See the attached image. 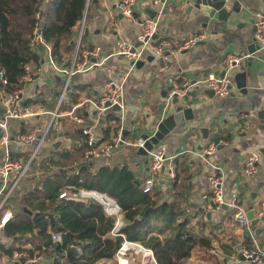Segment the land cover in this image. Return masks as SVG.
Returning <instances> with one entry per match:
<instances>
[{"label":"crops","instance_id":"0c3cea01","mask_svg":"<svg viewBox=\"0 0 264 264\" xmlns=\"http://www.w3.org/2000/svg\"><path fill=\"white\" fill-rule=\"evenodd\" d=\"M181 2L183 6L179 11L174 12L170 9L169 14L162 15L159 38H171L180 45L188 34L203 31L207 34L206 40L189 49L169 51V55L166 52L162 55H154L150 61L148 57L153 54L147 52L141 59L144 64L140 67L135 65L130 69L132 64L130 60L113 56L111 53L119 37L132 44L139 41L138 37L142 29L140 19L145 22L150 18L146 8L152 7L151 3L143 2L138 6V10L134 11L133 17H128L119 12L111 0H88L89 16L87 22L85 21L80 48L94 49L98 45L102 46V51L97 56L102 63L91 70L74 74L69 80L65 98L61 103L66 75L50 65L45 66L44 73L36 81L25 87L24 105L33 110L54 111L60 103L63 112L70 111L79 104L83 105L78 106L74 111V115L81 121L65 114L58 117L50 128L43 145V147L47 146L45 152L33 161L30 175L14 197L20 209L10 205L15 215L24 207L22 198L30 190L41 187L45 177L53 176L58 172H66L65 180H67L77 175L80 168L97 171L103 166L113 168L127 165L143 186L149 175L150 157L135 155L138 148L135 143L141 138V133L148 132L150 135L155 133L156 127H151L150 123L152 119H160L166 113L165 109L161 110V108L162 104L167 102L171 90L170 84L193 81L206 77L212 72L216 73L217 70L222 71L231 55L248 52L247 46L255 37V23L252 19L256 20L258 13L264 14V0H241L242 15L225 23L216 18L197 16L194 11L189 12L188 3L183 0L169 1L174 4ZM80 29L81 25L78 33ZM86 29L89 30L88 33ZM78 33L73 40L74 47L68 50V47L63 46L62 58L56 59L61 69L70 67L75 58ZM243 68L244 62L239 70ZM263 73L264 62L255 69L257 81L248 80L249 91L246 94L241 92L235 82V91L229 96L203 95L202 104L195 110L197 120L194 124L192 122L193 125L197 123L199 127L191 130L186 126L181 132H171V135L166 136L158 144L164 146L169 155L177 156L179 180L177 185L176 180L173 181L163 175L153 192H158L162 200L177 201L187 209V214L191 216L189 228L195 234L211 240L210 247L195 245L190 257L183 260L182 264H256L242 257L238 261L230 258L242 246L264 254V218L258 220L255 229H251L250 222L251 234L248 235L247 230H242L237 223V209L228 206L216 208L209 199L205 198L208 190L209 166L206 159L200 155L213 144L212 134L204 138L200 127L211 126L209 122L215 119V124L223 125L228 129V134L221 139V143L226 144V147L223 149L216 147L208 160L220 164L225 172L226 199L229 200L233 195H237L239 205L247 211L254 209L255 218L256 205L261 201V191L264 188V119L257 116V111L264 104ZM109 81H114L123 87V98L128 108L122 120L117 113L118 109L109 110L100 118L96 107L87 102L96 100L101 95L103 86ZM164 90L168 91L166 97L162 96ZM3 112L0 104V118ZM49 120L50 115L44 114L13 122L10 125V135L15 140L21 133H27L37 125H47ZM115 123L120 126L116 134L112 133V138L117 135L121 127L129 129L121 150L108 157L94 155L90 158L89 148L83 151L85 138L86 136L90 138V135L85 134L83 129L90 128L97 144H100L109 142L102 140L104 130L111 125L116 126ZM32 149V145L14 142L12 157L27 161ZM251 152H258L260 155L258 171L251 179H246L244 168ZM90 161H93L94 166L83 168ZM34 170L37 173L33 175ZM179 192L182 194L179 195ZM25 210L30 216L34 213L28 207ZM53 232L55 231L51 232L52 242ZM32 237V234H28L23 239L13 241L4 232L0 234V264L28 263L27 260L25 263L20 261L23 257L17 260L15 253L20 251H29L30 255L36 253L46 255L47 259L34 263L55 264L56 250L51 247L46 252L45 247L39 248L44 242L43 238L34 240ZM28 244H31V247L28 248ZM13 245V255L6 254L3 247L8 249ZM58 259L65 262L66 257ZM114 262L115 258H112L100 260L96 264H114Z\"/></svg>","mask_w":264,"mask_h":264},{"label":"built area","instance_id":"2783aa9c","mask_svg":"<svg viewBox=\"0 0 264 264\" xmlns=\"http://www.w3.org/2000/svg\"><path fill=\"white\" fill-rule=\"evenodd\" d=\"M145 1H149L151 6L155 8L158 13L155 18H149L141 24L142 29L138 39L142 41L143 44L141 46H135V44L119 37L111 53L113 56L124 57L130 60L132 63L129 67L130 69H132L147 52H151L153 55H162L167 50L182 51L206 40L207 34L203 31L188 34L180 45H177L176 41L171 38H152L160 27V19L163 15L162 9L166 7V3L170 0H111V3L123 15L133 17L134 7L138 6L140 2ZM256 16L255 38L259 41L261 47L264 48V14L258 13ZM36 18L37 21L30 42L33 51H36L40 55V61L30 62L25 65L20 84L12 90L7 89L9 85L7 73L5 68L0 66V104L4 110L0 118V234L3 233V229L7 223L14 218V212L9 205L10 198L15 195L17 189L22 186L26 178L30 175L32 163L40 156L39 152L47 139L50 128L57 118L66 114L81 121L78 116L74 115V111L78 106H82L83 104H79L70 111L61 112L60 109V103L66 95L70 78L76 73L91 70L102 63L97 57L102 51V46L98 45L94 49L86 48L80 50L86 15L83 17L81 29L77 36L75 58L70 67L62 69L53 54V43L44 35V27L40 12L37 13ZM249 56L250 54L248 52L231 55L226 61L224 69H226L227 72L224 76L212 72L206 77L197 79L195 84H191V81L174 83V86L169 91L167 103H170L175 95H185L195 85L212 89L215 95L221 97L233 94L235 91V79L231 71L239 70L243 62H245ZM79 57L81 60H79ZM46 65H50L55 70L62 71L66 75V83L62 97L58 107L54 111H46L44 109L33 110L24 105L25 87L27 84L36 81L44 73ZM87 102L96 107L100 118H102L107 111L112 110L115 105H118L119 109L117 113L122 120L125 118L126 109L128 108L123 98V87L116 84L114 81H109L103 86L101 95L96 100ZM44 114L50 115V120L47 125H37L31 131L21 133L13 140L10 135V125L13 122L22 121L35 116L39 117ZM83 132L90 135L88 141L90 149L88 152L96 156L108 157L120 151L121 146L125 143V138L122 133L123 127L120 128L117 135L111 141L100 144H97L90 128H84ZM145 141V139L139 138L135 146H144ZM14 142L32 145L33 149L31 156L27 161L14 159L12 157V145ZM216 147L217 146L213 143L208 149L200 153L201 157L206 159L209 166L207 177L208 190L204 197L209 199L216 208L227 205L228 207L237 209L236 220L239 227L242 230H249L251 219L248 216L247 209L239 205L237 195H233L229 200L225 197V172L222 166L209 161L208 157H206V154L210 156L216 150ZM259 156L258 152H251L248 155L244 168L246 179H251L257 173ZM149 157V175L143 184L146 192H153V189L157 186L159 179L163 175L173 181L177 179L179 164L176 155H169L164 146L158 145L149 151ZM261 194V201L256 205L257 217L255 215V218L258 220L264 218V188ZM59 198L93 199L102 206L107 215L115 217V222L110 234L121 237L119 248L114 257L115 264H158L155 252L151 247H148L142 241L129 239L125 233L122 232L125 221L122 207L115 197L98 189L78 188L74 185H67L61 190ZM52 239L55 244L63 243V235L59 232H53ZM29 247H31V244H28V248ZM70 248L74 249L79 255L82 252L81 247L77 243H71ZM15 257H17V260L21 257H25L28 263L41 262L45 258L47 259L46 255L37 253L30 255L29 251L16 252ZM241 257L256 264H264V254L246 246L240 247L230 258L238 261ZM138 260H140V262H138Z\"/></svg>","mask_w":264,"mask_h":264},{"label":"trees","instance_id":"16d2710c","mask_svg":"<svg viewBox=\"0 0 264 264\" xmlns=\"http://www.w3.org/2000/svg\"><path fill=\"white\" fill-rule=\"evenodd\" d=\"M88 0H0V66L4 67L9 80L8 90L21 82L24 67L30 62H39L40 55L31 48V37L41 14L45 37L53 43L54 56L62 58V47H74L73 40L79 31L83 17L86 22ZM28 19L27 30L19 29L12 19L18 11ZM85 39V36H84ZM84 47H81L82 50ZM104 130L103 141L112 140L119 124ZM23 132V131H22ZM86 136L83 151L90 149ZM78 174L66 179V172L45 177L43 185L30 190L23 198V208L14 213L3 232L13 241L32 234V238L42 237L48 252L52 247L56 253H63L55 264H96L103 259H112L119 248L121 237L110 235L115 217L106 214L99 203L84 199H60L61 189L66 185L98 189L117 199L122 207L125 225L122 232L132 240L142 241L151 247L158 264H182L191 255L192 248L199 244L211 246V240L197 235L189 228L191 216L177 201L162 200L159 193L146 192L133 171L127 165L120 167L103 166L96 170L79 169ZM179 175L176 179L178 185ZM182 193L179 192V195ZM34 211L30 216L26 208ZM25 208V209H24ZM63 235L62 244H53L51 232ZM68 232L74 236L68 235ZM30 238V237H29ZM32 240V241H34ZM71 243L81 247V254L70 248ZM14 245L6 249L13 255ZM21 249V248H19ZM46 264V263H44Z\"/></svg>","mask_w":264,"mask_h":264},{"label":"water","instance_id":"95a60500","mask_svg":"<svg viewBox=\"0 0 264 264\" xmlns=\"http://www.w3.org/2000/svg\"><path fill=\"white\" fill-rule=\"evenodd\" d=\"M164 1V0H162ZM183 2L188 3V11H194V14L197 16H207L210 19L216 18L218 21H222L225 23H229L232 19L237 16L242 15V2L241 0H183ZM183 3H166V7L162 9V14H169L170 9L174 12L179 11L182 8ZM88 8V2L86 6V11ZM138 10V6L134 7V11ZM146 13L150 18H155L157 15V10L153 7H147ZM140 22H143V19H140ZM252 22L255 23V19H252ZM89 30L86 29V33ZM160 30L158 29L157 32L153 35L152 38L159 37ZM203 42V41H201ZM143 44L142 41L136 42L135 46H141ZM248 53L250 56L244 62L243 70H234L231 71L232 76L235 79L237 87L243 93H248V80L250 79L253 82L257 81L255 77V69L257 66L263 64L264 62V48L261 47L259 41L256 40L254 37L253 40L247 46ZM169 51H166V54L169 55ZM154 55H149L148 60H152ZM144 64L143 61H138L136 63L137 67H140ZM227 72L226 69H222V71L217 70L216 73L222 76L225 75ZM264 74V73H263ZM261 75V73L259 74ZM197 79L191 81V84H195ZM174 83L170 84L172 88ZM167 90H164L162 93L163 97H166ZM207 95L209 97H214L215 92L212 89H208L202 87L200 85H195L194 88L188 91L185 95L179 96L175 95L171 103L167 105L166 103L162 104L161 110L165 109L166 113L160 118L152 119L150 125L151 127H156V131L154 134L150 135L148 132L141 133V138L145 139L144 146H140L137 148L135 155H144L149 157V151L152 150L155 146H157L161 141L165 139L166 136L171 135V132H181L186 126L189 127L191 130H195L199 127L194 121L197 120V115H195L196 108H199L202 104V96ZM114 110L119 109L118 105L113 107ZM149 116V114H148ZM257 116L261 119H264V104L261 109L257 111ZM193 122V124H192ZM210 125H204L200 127L201 133H203L204 138H208L209 135L212 136L213 143L217 146L218 149H223L226 147V144L221 143L222 136L228 134L227 128L223 127V125L215 124L216 120L213 119L209 122ZM129 129H123V137L125 138L126 133ZM233 138V136H232ZM58 143L56 144V146ZM90 158L94 157L93 153L89 154ZM206 157H209L206 154ZM89 166H94L93 161H90L87 165H84L83 168H88ZM91 203H96L95 200L90 199ZM227 206V205H224ZM255 211L254 209H250L248 211V216L251 219V229H255L258 224V219L254 218ZM247 234H251V230H247ZM68 235L74 236L73 233L68 232ZM63 253L58 252L57 258H55L54 263L57 262L58 258L63 257ZM245 259L244 257H242ZM22 263L26 262V258L23 257L20 260ZM37 264V263H33ZM109 264V263H106Z\"/></svg>","mask_w":264,"mask_h":264},{"label":"rangeland","instance_id":"374dc122","mask_svg":"<svg viewBox=\"0 0 264 264\" xmlns=\"http://www.w3.org/2000/svg\"><path fill=\"white\" fill-rule=\"evenodd\" d=\"M143 2H140L139 5H141ZM138 5V6H139ZM12 19L14 21V24L19 28V29H24V30H27L28 28V19L26 17V15L24 14V12H22L21 10L18 11V13H16L14 16H12ZM147 54V53H146ZM63 86V85H62ZM65 98V97H64ZM47 147V146H46ZM46 147H42L41 150H40V154H43L46 150ZM37 171H33L32 174H36ZM20 191V188L17 189V192L15 193V195H17V193ZM15 195L12 196L10 198V201H9V205H11V207H15L16 209H20V205L17 203V201L15 200ZM26 264H31V263H26ZM115 264V262H114Z\"/></svg>","mask_w":264,"mask_h":264}]
</instances>
